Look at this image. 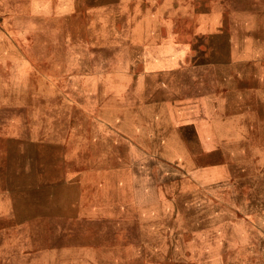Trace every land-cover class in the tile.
I'll return each instance as SVG.
<instances>
[{
  "label": "crops",
  "instance_id": "crops-1",
  "mask_svg": "<svg viewBox=\"0 0 264 264\" xmlns=\"http://www.w3.org/2000/svg\"><path fill=\"white\" fill-rule=\"evenodd\" d=\"M83 3L72 11L124 18L122 28L138 36L125 44L140 54L131 62L112 53L82 54L81 38L67 40L71 54L64 47L47 53L44 43H29L21 32L35 12L34 0H0V14L10 15L0 17V45L8 51L0 52V264H18V255L27 253L25 264L34 263L33 254L39 264H81L79 223L86 206L90 220L121 222L119 229L97 232L102 252L111 256L90 264H211L183 258L193 250L177 249L176 238L193 232L186 221L162 218L161 190L180 189V175L190 204L212 203V190L223 186L229 164L235 174H248L252 188L264 182V21L237 20L252 10L225 0L216 9L213 0ZM178 17L189 20V37H180ZM195 19L203 30L196 26L193 33ZM98 26L113 29L110 19ZM110 39L93 36L89 43L103 46ZM50 152L62 159L54 186L64 198L55 199L62 206L57 213L45 212L49 204L41 199L40 220L72 223L63 233L59 226L51 231L72 241L50 249V230H42L46 242L37 251L16 242L19 234L33 233L28 227L18 233L16 201L2 193L17 189V175L10 165L1 169L4 159L22 158L32 166L38 158L43 189ZM117 158L122 164L111 163ZM162 174L174 180L168 187ZM164 222L171 228H163ZM250 228L254 238L261 237L256 222Z\"/></svg>",
  "mask_w": 264,
  "mask_h": 264
},
{
  "label": "rangeland",
  "instance_id": "rangeland-1",
  "mask_svg": "<svg viewBox=\"0 0 264 264\" xmlns=\"http://www.w3.org/2000/svg\"><path fill=\"white\" fill-rule=\"evenodd\" d=\"M46 1L47 0H34L35 5L33 6V10L35 12L28 15L29 18L27 19L26 31H21L28 37L29 43L39 45L44 43L46 48L50 49L47 53H52L51 49L53 48H60L61 50L64 47L66 49L65 53L71 54L72 46L67 45V40L81 38V40L84 41L79 49L82 54H88L90 50L102 56L107 53H112L115 56H121V59H126L128 62H131V58L140 54V49L135 46H130V43L125 44L127 39L138 37L137 30L134 31V29L122 28L125 24V20L123 18L122 21L119 14L109 15V18H102L101 16L89 15L81 11H72L74 7L75 9L81 7L84 5L83 2H88V0H48V4ZM99 1L104 3L106 0ZM107 1L109 2L112 0ZM213 1L215 4H213L212 9H216L218 0ZM225 3L235 8L252 10V13L249 14L241 13L237 16V20L264 21V0H225ZM3 15L5 16L3 17ZM6 16L10 15L0 14V17L3 18ZM109 19L112 22L113 29H101L98 26L100 22L103 23L105 21L108 23ZM177 19L180 37L182 39L189 37L190 30L185 28L184 24L186 21L188 26L189 20H180V17ZM191 23L194 27L193 33L196 30V26L201 27L200 31L203 30L202 24H199L196 19ZM93 36L110 37L112 39H110V43L107 45L96 46V44L93 45V43H89V38ZM64 41H66L65 46ZM68 46L69 48H66ZM77 48V46H74L73 51L76 52ZM4 49V44H1L0 52L7 53L8 51H4ZM51 63L54 62H49L48 64ZM50 150L52 149L50 148ZM31 161L32 166L27 164L26 160L22 158L4 159V165H2L1 169L4 172V167L8 168L10 165L11 174L13 171L12 168H15L14 171L17 175V189L4 190L2 193L5 192L6 195L9 194L10 197L16 201L14 207L18 218L16 226L17 230H21L18 233H22V230L27 227V229H31L33 233L32 237H24V234H19L18 237H16V242L18 246L25 247V245L28 244L31 246V249L39 251L42 246L44 247V243L46 242V238H44V234H42L41 231H47V229H49L50 237L47 239L49 241L48 245L50 249L57 250V242H71L72 238H58L57 234L51 235V231L56 230L59 226L63 233V229L66 231L67 228L73 227V224L56 221L42 222L40 220V215L42 213L40 201L43 199L49 204L45 206V212H60L62 206L57 204L55 199L64 198V190L54 186L55 181L59 177V175L54 174V169L62 165V159L56 157L55 153L52 154L50 152L48 158V186H43V189H41L40 181V159L33 158ZM111 161L112 164L118 165L122 164L123 158L112 159ZM13 163L15 164L13 165ZM99 163L104 164V159H101ZM235 170L232 164L226 165V180L223 186L220 184L212 190L213 194L210 196L213 199L212 203L209 202L207 204L203 203L198 205L194 203L190 204L191 195L187 188L181 189L180 175H177V182L180 189L165 190L162 187L161 201L164 202L161 207L162 218L164 216H172L176 217V219H178L177 221H186L191 227L190 229H192L190 231L195 235L193 238L192 234H188L187 237L176 238L177 249H187V251L189 249L193 250L191 255L189 254L183 258L194 261L197 259L211 264H264V182L262 181L258 184V188L256 187L254 189L249 184L248 174L238 175L235 174ZM166 176L167 174H162L161 178L162 186L164 187H168L167 185L174 181L173 178L168 180ZM98 177L99 180L103 179V175H99ZM250 194H252V196H250ZM255 196L257 200L256 198H250ZM255 200L257 203H254ZM252 201L254 202L252 203ZM100 209L104 213V206L100 207ZM101 211L97 212L99 213ZM91 212L89 207L86 206L82 208L80 215L81 264H90L88 263L90 261L91 263L94 261L103 262L105 258L111 256L105 255L102 252L105 247L104 244H99L101 238L97 239V232L114 228L119 229L121 227L120 221H98L95 220L96 218L90 220V215L88 214ZM30 215H33V219H31V221H26L27 216ZM94 216L95 214H93V217ZM120 216L121 215H118L117 217ZM254 222H256L257 226L262 230L261 237L254 238L250 232L252 231L250 225L252 226ZM165 227L166 229L171 228V224L169 225L168 222H164L163 228ZM203 232H206V234L210 233L212 237L207 239L204 238L205 236H197L199 234L201 235ZM91 233L92 236L90 237L89 235H91ZM166 240L168 242L169 240H173V238H166ZM90 242H94L91 247H89ZM21 249L26 250V248ZM90 249H92V251ZM183 254L186 253L179 255L183 256ZM33 255V262L39 264V257L35 254ZM29 256L28 253L19 254L17 263L25 264Z\"/></svg>",
  "mask_w": 264,
  "mask_h": 264
}]
</instances>
